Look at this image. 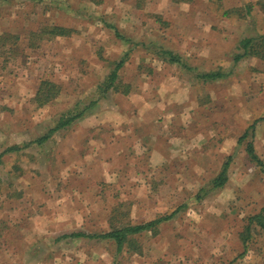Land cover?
<instances>
[{
    "label": "rangeland",
    "instance_id": "1",
    "mask_svg": "<svg viewBox=\"0 0 264 264\" xmlns=\"http://www.w3.org/2000/svg\"><path fill=\"white\" fill-rule=\"evenodd\" d=\"M262 33L264 0H0V264H264L251 220L264 209V60L233 62ZM120 60L117 91H99ZM212 70L229 73L196 77ZM42 80L60 92L38 106ZM70 110L81 115L34 142ZM228 157L225 185L196 200ZM174 211L121 251L55 240Z\"/></svg>",
    "mask_w": 264,
    "mask_h": 264
},
{
    "label": "trees",
    "instance_id": "2",
    "mask_svg": "<svg viewBox=\"0 0 264 264\" xmlns=\"http://www.w3.org/2000/svg\"><path fill=\"white\" fill-rule=\"evenodd\" d=\"M71 32L72 31L70 29L61 27V26H53L52 28H49L48 30V33L53 36H66V35H69ZM33 33L36 34V32H33ZM116 35L120 36L117 33ZM5 37L7 36L5 35L0 36V42L4 41L6 39ZM238 47H239L240 52L234 55L233 57L234 63H237L242 58L249 56L251 54L264 60V33L259 34L255 37L242 38L239 41ZM162 53H165L166 55H168L170 62L179 63L185 69H188V70L190 69L188 65H186L185 63L181 61V59L179 58L177 54H174L168 50L167 51L164 50L162 51ZM122 64H123V60H120L116 63L113 70L107 76L106 80H104V82L98 86L99 91L105 92L111 88L117 91V89H115V83L118 79V71L120 67L122 66ZM228 73L229 72H224L220 70H212V71H207V72H203L200 74H196L197 75L196 77L202 80L203 82H206V81H212V80L224 78L225 76L228 75ZM59 92L60 90L55 83L51 81H47V80H42L40 81L38 89L36 90L33 98L35 102L38 104V106H43L49 103L52 99L56 98ZM68 114H69L68 116H62L60 121L55 127L51 128L49 132H47L45 135L36 138L34 142H36L37 144H42L43 142L47 141L57 129L63 128L71 124L73 121H75L81 115V111L76 112V111L70 110ZM260 119H264V117ZM256 123H257V120H255L248 128L252 130V134L255 129ZM242 137H245V136H242ZM242 137H240V141ZM24 145H27V144H24ZM16 148L15 147L7 148L6 151H10L11 149L13 150ZM246 153L251 160L256 161L258 163L261 162L259 160V157L255 153L252 142L248 143L246 147ZM230 160H231V157H228L227 160L223 163L222 168L220 172L218 173V175L214 177L206 186H202L196 192L195 194L196 200L200 201L204 199L211 192L217 189H221L225 185L228 179L227 171H228ZM182 207L183 206H179V209ZM175 213L176 212L174 211L173 213L169 215H165V216L150 220L148 222H143L139 224L124 225L118 228L112 226L109 231L102 232V233L88 234L82 231H74L68 234L60 235L55 240L60 241L66 238H90V239H98V240H112L116 244L117 251H121L124 247V244L127 242V240H129L130 236L139 234L144 231H154V229L161 222L171 219ZM251 220L264 229V209L259 214L252 216Z\"/></svg>",
    "mask_w": 264,
    "mask_h": 264
},
{
    "label": "crops",
    "instance_id": "3",
    "mask_svg": "<svg viewBox=\"0 0 264 264\" xmlns=\"http://www.w3.org/2000/svg\"><path fill=\"white\" fill-rule=\"evenodd\" d=\"M54 133H55V132H54ZM54 133H53V134H54ZM53 134H52V135H53ZM52 135L50 136V138L52 137ZM50 138H49V139H50Z\"/></svg>",
    "mask_w": 264,
    "mask_h": 264
}]
</instances>
